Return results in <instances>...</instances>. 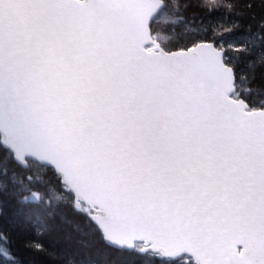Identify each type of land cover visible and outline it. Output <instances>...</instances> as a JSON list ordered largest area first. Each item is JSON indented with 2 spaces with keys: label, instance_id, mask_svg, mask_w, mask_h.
<instances>
[{
  "label": "water",
  "instance_id": "obj_1",
  "mask_svg": "<svg viewBox=\"0 0 264 264\" xmlns=\"http://www.w3.org/2000/svg\"><path fill=\"white\" fill-rule=\"evenodd\" d=\"M162 6L0 0L1 141L55 168L115 247L264 264V110L229 98L212 44L144 50Z\"/></svg>",
  "mask_w": 264,
  "mask_h": 264
},
{
  "label": "trees",
  "instance_id": "obj_2",
  "mask_svg": "<svg viewBox=\"0 0 264 264\" xmlns=\"http://www.w3.org/2000/svg\"><path fill=\"white\" fill-rule=\"evenodd\" d=\"M166 7L183 21L182 28L167 26L175 36L167 50L213 41L247 83L240 97L250 104L264 92V0H166ZM161 25L154 22L153 32ZM243 35L249 44L235 43ZM259 37L262 43L252 48ZM88 215L87 207H75L54 170L33 161L23 168L0 144V251L12 258L0 255V264L148 263L145 255L107 245Z\"/></svg>",
  "mask_w": 264,
  "mask_h": 264
},
{
  "label": "bare ground",
  "instance_id": "obj_3",
  "mask_svg": "<svg viewBox=\"0 0 264 264\" xmlns=\"http://www.w3.org/2000/svg\"><path fill=\"white\" fill-rule=\"evenodd\" d=\"M163 52L164 53H167L168 52V50L165 48V47H163ZM222 63H223V61H222ZM225 64V65H224ZM224 64H223V66H222V68H224V69H230L231 70V72H232V74H233V85H235L236 83H237V81H236V77H235V71H234V69L231 67V66H229L227 63H226V61H224ZM227 69V70H228ZM217 84H219V85H223L224 84V76H223V74H222V71H220V72H218V74H217ZM176 89V87L175 86H171L170 88H169V90H171V92H169V94H171L174 90ZM113 139H114V137H108V142H111V143H115V144H117L118 146H124V144H127V143H129L130 145H131V143L130 142H133L134 140H136L135 139V137H133L132 139H128L125 135H118V141H113ZM104 147L102 146L101 147V149H103ZM108 157H111V156H108ZM93 159V162H95V159H96V163H98L99 164V161H100V159L98 158H95V157H93L92 158ZM109 159V158H108ZM106 164H103V166H101L102 168H103V170L102 171H105L104 169V166H105ZM107 166V165H106ZM80 169V167H78V166H76V165H73V166H70L69 167V172L71 173V174H74L77 170H79ZM92 170V169H91ZM88 171H89V169H88Z\"/></svg>",
  "mask_w": 264,
  "mask_h": 264
},
{
  "label": "rangeland",
  "instance_id": "obj_4",
  "mask_svg": "<svg viewBox=\"0 0 264 264\" xmlns=\"http://www.w3.org/2000/svg\"><path fill=\"white\" fill-rule=\"evenodd\" d=\"M167 17H166V15H163L162 16V19L163 20H165ZM258 39V38H257ZM167 40V39H166ZM258 41H259V39H258ZM260 45L261 44V42L259 41L258 43H252L251 42V45L250 46H254V45ZM165 47H167V46H165ZM264 107V94L262 95V98L261 99H259L258 100V102L256 103V106L254 107L255 109H257V108H263ZM32 197V196H31ZM31 197L29 198V199H31Z\"/></svg>",
  "mask_w": 264,
  "mask_h": 264
}]
</instances>
